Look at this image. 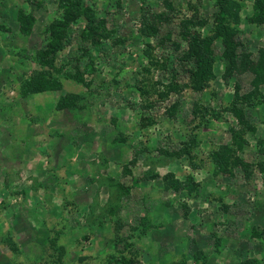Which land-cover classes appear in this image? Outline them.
Masks as SVG:
<instances>
[{
	"label": "rangeland",
	"instance_id": "1",
	"mask_svg": "<svg viewBox=\"0 0 264 264\" xmlns=\"http://www.w3.org/2000/svg\"><path fill=\"white\" fill-rule=\"evenodd\" d=\"M253 2L0 0V264H264Z\"/></svg>",
	"mask_w": 264,
	"mask_h": 264
},
{
	"label": "trees",
	"instance_id": "2",
	"mask_svg": "<svg viewBox=\"0 0 264 264\" xmlns=\"http://www.w3.org/2000/svg\"><path fill=\"white\" fill-rule=\"evenodd\" d=\"M254 2V11L253 14L255 15V17L258 19H263L264 20V0H253ZM259 11V12H258ZM71 16V15H69ZM258 16H261L260 18H258ZM84 17L87 18V24L86 27L89 28L90 24V19H88V17L86 16V14L84 13ZM55 24H57L60 27H63L67 24V19H62L59 20L57 22H54ZM50 26H53L52 24ZM91 33H89L90 35ZM52 37V36H51ZM215 38H219L221 37L223 39V43L225 44V39L228 41L226 42V48L225 51L223 52V57L225 58L226 61L229 62V64L233 63V47L238 46V42L232 40L230 38L229 35H226V33L224 32H216L214 34ZM60 36H57L56 39L53 37V39L49 42L48 44V48L50 52H54L55 50H57L59 48V46L61 45L60 42ZM209 40H211V38H209ZM209 41H205V48L208 47V43ZM46 51V50H45ZM45 51H42L43 54H45ZM194 54V59H193V69H189L188 73H189V81L191 82V84H198V83H202L204 80L207 79L209 73H210V67H211V61L212 58L210 55H202V54H198L197 50L193 49L186 54L184 52V56L183 57H188L190 55ZM250 68L252 70L253 73V80L255 82H263L264 81V57H259V59L255 60L254 62H252V64L250 65ZM43 75L38 76V78H34V83L32 85H30V87H28L29 92H33V91H39L42 90L46 87L47 82H45V80L42 79ZM32 80V79H31ZM30 80V81H31ZM29 86V85H28ZM27 91V88H26ZM254 94L253 92L248 93L245 95V97H252ZM174 108V107H172ZM171 108V109H172ZM235 117L237 118V120L241 119V114H236ZM146 120V124L149 122V120L142 118L141 120V124L144 125V123H142V121ZM150 123V122H149ZM231 140L232 143L234 144V148L224 144L220 147V149L218 151H215L213 153V158L216 160H219L220 162H227L228 159L232 160L231 163L237 159V157L235 156L234 152L235 150H240L243 146V144H245L243 138L237 134V132H233L231 134Z\"/></svg>",
	"mask_w": 264,
	"mask_h": 264
}]
</instances>
